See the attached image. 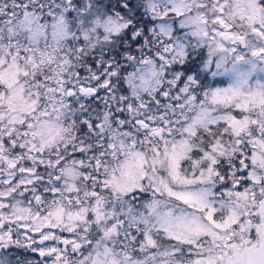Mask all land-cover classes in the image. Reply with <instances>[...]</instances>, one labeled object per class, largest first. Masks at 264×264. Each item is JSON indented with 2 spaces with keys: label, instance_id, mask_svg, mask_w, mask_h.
Wrapping results in <instances>:
<instances>
[{
  "label": "snow or ice",
  "instance_id": "snow-or-ice-1",
  "mask_svg": "<svg viewBox=\"0 0 264 264\" xmlns=\"http://www.w3.org/2000/svg\"><path fill=\"white\" fill-rule=\"evenodd\" d=\"M0 264H264V0H0Z\"/></svg>",
  "mask_w": 264,
  "mask_h": 264
},
{
  "label": "trees",
  "instance_id": "trees-1",
  "mask_svg": "<svg viewBox=\"0 0 264 264\" xmlns=\"http://www.w3.org/2000/svg\"><path fill=\"white\" fill-rule=\"evenodd\" d=\"M15 251V250H14Z\"/></svg>",
  "mask_w": 264,
  "mask_h": 264
}]
</instances>
